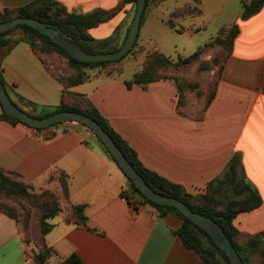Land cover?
I'll list each match as a JSON object with an SVG mask.
<instances>
[{
  "label": "crops",
  "instance_id": "obj_1",
  "mask_svg": "<svg viewBox=\"0 0 264 264\" xmlns=\"http://www.w3.org/2000/svg\"><path fill=\"white\" fill-rule=\"evenodd\" d=\"M30 1L0 0V12ZM54 1L67 11L88 12L113 8L120 0ZM166 1L149 0L131 54L108 67L85 69L89 77L73 85L64 86L49 63L42 61L43 56L40 58L27 39L14 31L11 38L15 41L8 51L0 52L3 86L10 99L27 110L31 109L27 104L58 106L64 90L84 95L145 167L191 194L204 193L208 183L220 177L231 157L239 153L238 175L257 189L262 202L257 208L238 213L233 224L242 233L262 231L264 5L247 19L240 18L239 7L234 19H221L216 24V34L234 23L239 31L216 80L214 96L205 106V100L200 105L189 100L180 103L171 78L145 87L125 84L142 69L148 53L159 51L176 58L168 47L172 41V52L177 54L178 33L186 31L194 37L208 31V18L203 19L208 0H187L173 10L164 6ZM203 1H207L205 8ZM134 10L132 2L125 3L110 19L89 28V35L96 40L110 38L106 45L121 43ZM222 14L223 9L217 13ZM211 38L208 40L207 35L200 46ZM73 72L67 67L59 71ZM65 97L70 99L67 93ZM51 132L54 136L47 138ZM0 168L18 174L34 192L50 190L58 198L60 209L48 219L51 227L44 235V243L55 254L41 264H58L72 254L82 264H203L175 234L179 218L171 213L159 214L147 202L134 207L122 196L128 190L126 176L86 126L62 122L36 130L0 118ZM74 206H82L85 225L77 222ZM38 247L33 240L25 242L16 220L0 210V264H36L33 252Z\"/></svg>",
  "mask_w": 264,
  "mask_h": 264
},
{
  "label": "trees",
  "instance_id": "obj_2",
  "mask_svg": "<svg viewBox=\"0 0 264 264\" xmlns=\"http://www.w3.org/2000/svg\"><path fill=\"white\" fill-rule=\"evenodd\" d=\"M129 2H132L135 8L136 0H120L116 6L110 9L95 8L88 12H77L67 11L64 6L54 0H32L18 8L5 9L3 12H0V22L17 16L35 18L47 24L59 27L68 35L76 39L81 47L88 53L111 52L117 50L124 40L115 45H106V42L110 38L101 40L93 39L89 35L88 29L107 21L114 16L125 3ZM148 3L149 0H145V7L141 14V21L144 18V11ZM263 5L264 0H242L240 18H249L257 13ZM168 24L173 27L170 21H168ZM129 26L127 27L126 35L128 33ZM230 26L231 27L229 28H222L219 30L218 39L216 41L219 45L223 46L226 44L227 46L225 60L232 52L233 40L239 31L237 23ZM14 31L20 32L27 39L32 50L38 54L40 58L41 55L43 56L44 59L42 58V61L44 63H47L46 58H48L51 54H57L65 59L66 67L73 69L74 72L71 74L55 72V75L64 84V86L73 85L87 79L90 73L85 69L104 68L119 62L131 54L136 45L135 39L134 44L128 52L117 60L84 62L72 57L59 44L52 41L50 37L41 33L37 29L27 24H18L13 29L0 32V52L8 51L11 44L15 41L11 38V34ZM211 42L212 38L204 45L198 47L193 53L185 57L177 56L176 58H171L159 51H152L147 54L142 69L135 72L129 80L125 81V84L128 87L132 85L145 87L153 81L171 78L174 80L178 90L179 102L183 103L185 101V94L183 90L185 89V86L183 83L186 80L178 74L168 75L167 71L172 68L176 69L185 67L194 61H198L201 53L208 49ZM203 64L208 66V62L203 61L199 63L201 68ZM222 68H220L217 74L212 91L207 93L204 98L205 106L210 103L214 96L215 83ZM64 70H62V72ZM0 82L3 84L1 75ZM186 86L189 89H193L194 85L189 82ZM66 93L70 99H66ZM66 93L64 90L59 105L54 108H38L37 106L27 104V106L31 108L30 110H27L18 104L13 103L29 115L37 118L45 117L58 111H77L92 117L113 138L130 164L154 191L182 200L190 207L191 210L205 214L216 221L232 243L234 249L239 254L243 264H264V230L252 234L242 233L233 224V219L238 213L257 208L262 202V198L257 189L248 180H246L245 177L238 175V166L240 164L239 153H235L231 157L220 177L208 183L204 193L191 194L180 184L174 183L145 167L127 141L112 128L107 119L100 114V112L84 95L72 92ZM0 106L1 119L12 124L21 122L17 118L6 113L2 108L1 102ZM81 125L86 126L84 124ZM50 127L52 126L33 128L36 130H44ZM53 136L54 132H51L46 137L50 138ZM100 143L112 160L117 164L116 160L110 154L105 145L101 141ZM124 175L127 179L128 190L123 191L122 196L130 204L137 207L139 203L147 202L153 205L158 210L159 214L171 213L179 218L181 223L175 230V234L180 237L183 245L187 249L192 250L199 256L203 264H231L228 256L214 243L213 239L206 233L205 230L185 217L176 207L159 204L145 197L135 186L132 179L125 173ZM17 176L18 174L14 172L6 171L0 168V193L8 196H16L20 199H28L29 203L33 204L34 208L38 210L39 215L37 216V229L34 231L32 235L33 237L31 239L27 238V222L23 223V232L25 234V242L29 243L33 240L39 245L38 250L33 252V259L36 264H41L55 254V251L44 243V235L51 227L48 219L53 217L60 209L59 201L56 194L50 190H43L39 194L34 193L32 186L20 180ZM61 186L64 195H66V182L63 177L61 179ZM0 210L15 219V215L1 203ZM74 215L79 224L85 225L86 217L83 214L82 206H74ZM58 264H82V262L76 254H72L67 258L60 259Z\"/></svg>",
  "mask_w": 264,
  "mask_h": 264
},
{
  "label": "water",
  "instance_id": "obj_3",
  "mask_svg": "<svg viewBox=\"0 0 264 264\" xmlns=\"http://www.w3.org/2000/svg\"><path fill=\"white\" fill-rule=\"evenodd\" d=\"M144 7L145 0H136V6L128 33L124 41L121 43V46L117 50L111 52L88 53L81 47L76 39L68 35L59 27L47 24L35 18L17 16L12 19L1 21L0 32L13 29L18 24H27L50 37L52 41L59 44L72 57L76 58L79 61H113L121 58L124 54H126L134 44L135 39L138 35L141 14L144 10ZM0 102L3 110L6 113L34 128L49 127L60 122H76L86 125L105 145L110 154L116 160L119 167L127 176L132 179L135 186L145 197L159 204L176 207L185 217H187L206 231V233L213 239L214 243L228 256L231 264H243L239 254L234 249L232 243L227 238L224 231L216 221L205 214L191 210L190 207L182 200L154 191L130 164L113 138L92 117L77 111H58L45 117H34L20 109L13 103L1 82Z\"/></svg>",
  "mask_w": 264,
  "mask_h": 264
},
{
  "label": "rangeland",
  "instance_id": "obj_4",
  "mask_svg": "<svg viewBox=\"0 0 264 264\" xmlns=\"http://www.w3.org/2000/svg\"><path fill=\"white\" fill-rule=\"evenodd\" d=\"M241 1L242 0H208V8H205V3L207 1H203L202 6L206 9V15L205 17H203V19L208 18L209 21L207 33L203 32L201 35H195L194 37H190L186 33V31L178 33L176 35L175 41V43H177L179 47V49L177 48V54L175 52H172V41L170 42L168 49L171 50V55L173 57L185 56L192 53L197 47H199L202 41H205L204 39H206L207 35L208 40L209 37L212 36V42L209 44L208 49L201 53L198 61H194L185 67L176 69L172 68L167 71V74H178L187 81L183 83V85L185 86V89H183L185 94V101L189 100L196 105H200V103L205 100L204 98L206 97V94L212 91L217 74L220 68L223 67L225 55L227 52L226 44L222 46L217 44L216 42L218 39V33L216 34L215 26L218 22H220L221 19V21H224L226 19H234L237 10L239 9V7H241ZM186 2L187 0H167L164 3V6L168 7L169 10H173L177 7L183 6V4ZM221 9H223V14L217 15L218 11H220ZM161 11L167 13L163 9H161ZM156 23L160 25L159 22ZM190 28L194 29V26H190ZM159 37L163 38L164 36L160 35ZM203 61L208 62V66L203 64L201 68L199 63ZM46 62L49 63L54 72L64 70L66 67L65 59L57 54H51L50 56H48V58H46ZM189 82L194 85L193 89H189L186 86ZM186 96H188V98ZM41 192L34 193L39 194ZM0 203L15 215V220L22 232L24 229L23 223L27 222V238L31 239L33 237L32 235L34 231H36L37 229V216L39 215L38 210L34 208L33 204H30L28 199H20L16 196H8L3 193H0Z\"/></svg>",
  "mask_w": 264,
  "mask_h": 264
}]
</instances>
